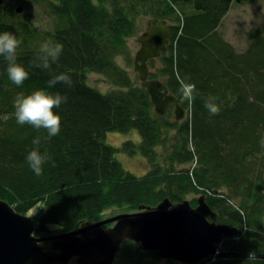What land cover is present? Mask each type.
<instances>
[{"label":"trees","instance_id":"trees-1","mask_svg":"<svg viewBox=\"0 0 264 264\" xmlns=\"http://www.w3.org/2000/svg\"><path fill=\"white\" fill-rule=\"evenodd\" d=\"M236 2L27 0L26 5L57 18L52 29L44 30L34 20L23 21L14 6L0 5V33L11 32L21 41L16 59L29 72L17 87L0 56V199L24 215L45 207L36 236L54 231L52 225L68 232L113 210L136 212L165 199L179 203L193 195L196 207L195 197L205 196L217 223L236 227L242 235L223 238L220 250L227 255L198 264H264V258L233 255H264V23L246 32L248 47L238 51L220 31ZM141 16L170 22L168 51L148 65L150 79L163 82L186 110L182 122L175 119V105L159 115L148 89L134 86L117 63ZM46 41L63 45L50 70L32 63ZM60 73L69 74L73 86L49 88L52 74ZM89 73L105 76L120 89L100 91L89 83ZM184 84L195 85V99L182 92ZM41 89L68 100L54 109L62 121L60 134L34 145L46 133L17 124L14 101ZM209 97L216 98L218 115L205 108ZM133 130L141 135L139 145L128 141L116 148L106 142L109 132ZM173 131L177 142L167 156L169 165H162L156 149L167 147ZM33 149L51 157L39 176L26 162ZM120 151L145 157L147 174L127 171L116 159ZM115 264L181 263L126 240Z\"/></svg>","mask_w":264,"mask_h":264},{"label":"water","instance_id":"water-1","mask_svg":"<svg viewBox=\"0 0 264 264\" xmlns=\"http://www.w3.org/2000/svg\"><path fill=\"white\" fill-rule=\"evenodd\" d=\"M22 11L21 7L16 9L17 13ZM148 24L149 30L138 38L141 48L134 70L141 85L148 89L156 112L165 116L175 105V119L182 122L186 110L163 82L150 79L148 65L151 59L168 51L169 26L161 19L150 20ZM108 225L112 227L105 229ZM36 227L33 218L18 213L0 199V264H72L74 260L80 264H115L126 240L140 243L145 251L157 252L163 260L198 264L211 257L227 255L220 250L223 238L242 235L236 227L217 223V213L205 196L198 198L196 207L188 200L172 203L165 199L154 208L141 207L138 212L87 221L77 229L54 236L38 237ZM47 242H51L48 249L43 245ZM233 255L248 258L249 254ZM253 256L264 258V255Z\"/></svg>","mask_w":264,"mask_h":264},{"label":"rangeland","instance_id":"rangeland-1","mask_svg":"<svg viewBox=\"0 0 264 264\" xmlns=\"http://www.w3.org/2000/svg\"><path fill=\"white\" fill-rule=\"evenodd\" d=\"M25 2L27 0H3V5L6 6H14L15 13L20 15L22 20H34L35 24L40 27V29H52L54 26V22L57 21V18L50 14V12H46L42 10L40 7L36 5H26ZM23 8L21 13H17V8ZM150 21L149 17L141 16L136 21V29L134 34L127 39V52L123 56L117 57V63L120 68H122L128 75L134 86H140L141 80L139 78L138 73L134 70L135 68V59L138 51L141 48L140 43L138 42L139 36L143 35L147 30H149ZM164 21V20H163ZM166 22V21H165ZM168 26H170V22L167 20L166 22ZM264 23V0L260 2L250 3L243 2V0L237 2L233 5V8L225 17L224 22L221 27V32L224 34V38L231 42L238 51H243L248 47V40L246 38V32L249 31L252 27H258L260 24ZM155 25V24H154ZM154 70V68H153ZM89 83L98 88L100 91L104 93L111 92L112 90H119L120 88L116 85H112L107 82L105 76L99 73H89L88 74ZM172 107V106H171ZM172 110V109H171ZM187 117V116H186ZM171 140L168 142L167 147H158L156 149L159 156L162 157L160 161L162 165L168 164L167 156L173 151L175 148V144L177 140L176 131L170 133ZM132 141L136 145L141 144L142 138L140 133L137 130H133L129 133H121V132H109L107 136V144L112 145L116 148H121L124 143ZM116 159L123 165V167L133 173L138 177H142L147 174L150 169L149 162L145 157H143L140 153L135 155H130L126 152H118L116 154ZM179 169L182 168H192V166H179ZM201 196H196V200ZM193 195H189L186 200L190 201L193 199ZM41 212L42 205H39L32 209L28 214L29 217L33 218L37 224L38 218L44 212L45 207ZM139 211V210H138ZM136 211V212H138ZM122 213H133L132 211H124L119 212L113 210L112 212L104 215V219L113 217L115 215H120ZM100 220H92V221H101ZM112 225L105 226V229H109ZM54 231H49L46 235H41L39 237L46 236H54L63 233L62 230L54 227ZM134 242V241H132ZM142 248L140 243L134 242ZM46 249L51 246V242H47L43 244ZM143 249V248H142ZM144 250V249H143ZM117 257V256H116ZM116 260V259H115ZM72 264H80L77 260H74Z\"/></svg>","mask_w":264,"mask_h":264},{"label":"clouds","instance_id":"clouds-1","mask_svg":"<svg viewBox=\"0 0 264 264\" xmlns=\"http://www.w3.org/2000/svg\"><path fill=\"white\" fill-rule=\"evenodd\" d=\"M20 44L21 41L13 33H0V56H3L7 61L6 73L8 79L17 87L22 86L29 79V72L16 59ZM62 49L63 45L59 43L55 45L50 41L42 43L36 60L32 62L33 66L42 70H50L51 64L58 59ZM47 83L49 88L54 87L56 84L73 86V80L67 73L52 74V78ZM182 92L190 100L195 99V85H182ZM67 100V95H61L59 92L49 93L44 89L36 90L26 96L17 95L14 101L17 124L21 126L28 125L36 130L42 129L46 133V136L35 138L33 140L34 145H39L42 139L49 141L60 134L62 121L61 117L54 112V109L59 108ZM215 100V97H209L205 101L204 106L208 109L210 115H218L220 112L219 106L214 103ZM50 159L51 157L48 154H41L36 149L30 151L26 156V162L37 176L42 174L44 164ZM52 166H55V164L53 163ZM248 259L255 260L256 258L250 252Z\"/></svg>","mask_w":264,"mask_h":264},{"label":"bare ground","instance_id":"bare-ground-1","mask_svg":"<svg viewBox=\"0 0 264 264\" xmlns=\"http://www.w3.org/2000/svg\"><path fill=\"white\" fill-rule=\"evenodd\" d=\"M171 108V107H170ZM170 110V109H169ZM187 116V115H186Z\"/></svg>","mask_w":264,"mask_h":264}]
</instances>
